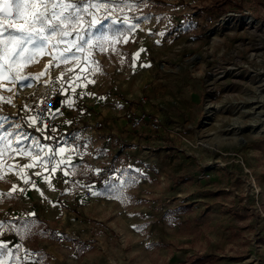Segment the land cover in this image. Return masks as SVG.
I'll list each match as a JSON object with an SVG mask.
<instances>
[{
    "label": "rangeland",
    "instance_id": "1",
    "mask_svg": "<svg viewBox=\"0 0 264 264\" xmlns=\"http://www.w3.org/2000/svg\"><path fill=\"white\" fill-rule=\"evenodd\" d=\"M117 2L123 11L85 37L107 36L105 51L96 47L89 57L87 50H73L80 60L67 62L44 54L22 70L28 79L0 81V135L12 133L13 147L34 157L51 149L44 157L47 169L59 161V146L93 149L85 129L100 136L120 124L116 139L95 153L87 175L78 162L60 165L73 169L71 182L77 183L42 184L45 167L23 168L31 158L5 154L0 243L19 233L27 244L8 245L0 260L18 264L20 257L23 264L31 244L40 264H264V0ZM54 90L64 101L74 94L81 106L57 121L58 146L30 120L32 95ZM143 95L149 99L145 108L160 110L168 134L132 131L121 121L124 115L106 120L110 106ZM82 111L90 118L77 121ZM9 165L20 167L9 171ZM33 185L44 196L30 198ZM54 205L86 224L84 238L64 229L63 218L41 226L29 215ZM40 243L52 253L43 256L41 250L39 257Z\"/></svg>",
    "mask_w": 264,
    "mask_h": 264
},
{
    "label": "snow or ice",
    "instance_id": "2",
    "mask_svg": "<svg viewBox=\"0 0 264 264\" xmlns=\"http://www.w3.org/2000/svg\"><path fill=\"white\" fill-rule=\"evenodd\" d=\"M123 6L129 7L126 0ZM117 10L123 11L121 3L117 0H110V2H102V0H0V81L8 80L10 83H15L28 79L22 75V70L28 64L37 61L38 56L44 54L56 53L53 59L60 58L67 62L69 59L80 60L73 50L79 53L87 50L89 57L96 47H99L101 52L105 51L104 42L109 39L107 36L96 37L94 40H87L85 37ZM136 56H139V52ZM93 63L99 70L98 62L93 61ZM76 79L80 77L77 76ZM6 90L12 91L11 88ZM4 99L0 96V100ZM6 102L11 104V98H8ZM69 106H72V101H69ZM30 120L33 125L37 123L35 116L30 117ZM44 127L46 128L47 125L45 124ZM11 135L10 132L0 135V145H2L0 146V166L3 165L6 153L8 159H12L13 154H23L33 161L24 165L23 168H33L39 164L47 170L48 161L44 157L51 154V149H48L44 156L34 157L31 152H25L22 148H14L12 141L8 139ZM19 139V137L16 138L17 143ZM65 152L66 149L61 148L59 155L64 157ZM69 162L70 160L61 159L52 167L51 172L55 173L60 165ZM17 167L20 166L9 165L8 170L15 171ZM16 174L21 176L25 183L29 182L25 172L19 171ZM36 175L39 176L42 173L37 172ZM64 175H68V172L65 171ZM43 178L45 182L51 183L50 177ZM16 190L15 187L12 189L13 192ZM7 195H11V192ZM7 248L6 243H0V255H3L2 250ZM16 259L19 264L20 257ZM25 259L28 257L25 256ZM0 264H6V261L0 260Z\"/></svg>",
    "mask_w": 264,
    "mask_h": 264
},
{
    "label": "crops",
    "instance_id": "3",
    "mask_svg": "<svg viewBox=\"0 0 264 264\" xmlns=\"http://www.w3.org/2000/svg\"><path fill=\"white\" fill-rule=\"evenodd\" d=\"M61 101V102H60ZM58 101L57 103H59L60 105H56L58 109V111H54L53 117L55 118V120L59 121V120H63L64 118L66 119L68 116L72 115V113L75 111H77V113H79L78 107H81L79 104V100L76 99L74 97V94H70L69 92L65 95V101L62 99ZM69 101H72V106H69ZM123 103L126 104V106H110L108 109H106V112L104 114L106 120L111 119L112 117H117L120 115H124L128 110L130 105H133V102H129L126 103L125 101H123ZM149 111H151V113H155L158 114L160 110H154V109H148ZM85 111H82L81 114L78 115L77 117V121L81 118L84 119L85 117H89L86 114H84ZM68 121V120H67ZM124 124V126L127 125V123L125 122L124 119L121 120ZM119 127L120 124L118 125H111L108 126L107 128H104L105 131H108L107 133L105 132H101L99 131L98 133L100 134V136L97 134L96 131L92 130V128H89L90 131H82V133H86V135H88L89 137H87V139L89 138L90 140H88L89 144H91V146H93L92 148L89 149H84L83 152H78L77 150H74V148L68 147V146H59L57 147V154L59 157V161L61 159L64 160H70V162L72 164H75L76 162L79 163V167L81 168V170L83 171V173H85L86 175L87 170H89V167H87L91 162L92 158L96 157L95 153L99 152V150L101 149L102 146H108L113 140V138L116 139V134H118L119 132ZM63 131V130H62ZM61 148L66 149L65 155L64 157H61L59 155V150ZM100 156L102 157L103 154H100ZM59 161H56L57 163ZM84 161V162H83ZM91 165V164H90ZM74 167H78V165H75ZM68 172V175H64V172ZM73 169L71 170H65L62 169V167L60 166L55 173H52L50 169H47V172L45 173L47 177H50L51 183L50 184H71V183H77L76 181H72L71 182V178H74V175L72 174ZM90 174V173H89ZM42 180L44 181V183L42 184H49L47 182H45L44 178H42ZM92 184V183H91ZM56 192H53L52 195L54 196ZM29 197L34 199V198H38L39 196H44L42 189H40L37 185L32 186L31 189L29 190L28 193ZM45 200H49V198L44 197ZM30 216H32V219H35L38 223L41 224V226H47L49 225V223L51 222H55L56 220H59L60 218H63V225H64V229H69L70 232H74V234H79L81 238H84L87 234L86 230L88 229L86 224H84V222H82L81 220H78L77 218L71 216L70 213L68 212H64L62 207L59 205V207L57 205H54L52 207L49 208H42L39 211H31ZM89 233V231H88ZM19 233L15 234V235H9L5 238V242L8 243L7 245H9L12 249H16L19 247H25L26 244L24 242L23 239L24 237H22V239L19 237ZM38 237H43L46 239V236L43 234H39ZM34 241L33 239L31 240V242ZM40 256L42 257V253L41 250L43 251V256L49 253H52V250L49 249H53L51 247H47V245L45 244H38L37 246ZM30 248L32 249L31 251H27L26 249L23 251L22 254V258L21 261L23 264H35L34 261L36 262V264H40L37 263L36 260V256L38 255L36 249V246L31 245L30 244ZM29 249V246L28 248ZM14 251V250H13ZM30 252V253H28ZM25 256L28 257V259H25ZM48 263L42 262V264H52V262L47 261ZM57 264L58 262H54V264Z\"/></svg>",
    "mask_w": 264,
    "mask_h": 264
},
{
    "label": "built area",
    "instance_id": "4",
    "mask_svg": "<svg viewBox=\"0 0 264 264\" xmlns=\"http://www.w3.org/2000/svg\"><path fill=\"white\" fill-rule=\"evenodd\" d=\"M36 98V99H35ZM62 98V92L59 90L45 91L40 97L32 95L34 105L32 107V117L37 118V123L32 127L42 133L45 139L59 138L58 122L53 117L57 102ZM29 99L28 101H30ZM149 99L146 95L134 102L132 107L124 114V120L132 131L140 134L151 133L154 135H166L169 130L164 123L162 116L158 113H151L147 106ZM47 125L45 128L44 125ZM96 127H101V123L97 122ZM54 129V130H53ZM48 137V138H46Z\"/></svg>",
    "mask_w": 264,
    "mask_h": 264
},
{
    "label": "trees",
    "instance_id": "5",
    "mask_svg": "<svg viewBox=\"0 0 264 264\" xmlns=\"http://www.w3.org/2000/svg\"><path fill=\"white\" fill-rule=\"evenodd\" d=\"M58 104V103H57ZM34 133H37L36 131ZM41 137H43V135L41 134ZM49 144H53V145H57L58 146V138H52L49 139Z\"/></svg>",
    "mask_w": 264,
    "mask_h": 264
},
{
    "label": "bare ground",
    "instance_id": "6",
    "mask_svg": "<svg viewBox=\"0 0 264 264\" xmlns=\"http://www.w3.org/2000/svg\"><path fill=\"white\" fill-rule=\"evenodd\" d=\"M250 23L252 22L253 23V21H249Z\"/></svg>",
    "mask_w": 264,
    "mask_h": 264
}]
</instances>
